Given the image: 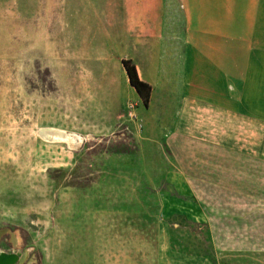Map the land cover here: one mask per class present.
Returning <instances> with one entry per match:
<instances>
[{"label": "rangeland", "instance_id": "374dc122", "mask_svg": "<svg viewBox=\"0 0 264 264\" xmlns=\"http://www.w3.org/2000/svg\"><path fill=\"white\" fill-rule=\"evenodd\" d=\"M183 13L180 0H0V251L264 264V127L245 119L241 83L215 136L180 117L183 55L166 48L184 44ZM125 58L151 82L148 106ZM204 229L214 259L179 249Z\"/></svg>", "mask_w": 264, "mask_h": 264}, {"label": "crops", "instance_id": "0c3cea01", "mask_svg": "<svg viewBox=\"0 0 264 264\" xmlns=\"http://www.w3.org/2000/svg\"><path fill=\"white\" fill-rule=\"evenodd\" d=\"M180 3L184 11V44L166 48L168 53L183 55L185 97L180 117L190 119L188 112L192 111L198 118L193 117V121L202 122L194 126L189 123L188 128L196 136L206 137L212 124L215 136L216 110L229 113L234 109L239 101L233 91L241 83L244 100L240 104L244 106L245 119L264 127V0ZM244 150L253 149L249 146ZM258 153L263 154L264 148L259 146Z\"/></svg>", "mask_w": 264, "mask_h": 264}, {"label": "trees", "instance_id": "16d2710c", "mask_svg": "<svg viewBox=\"0 0 264 264\" xmlns=\"http://www.w3.org/2000/svg\"><path fill=\"white\" fill-rule=\"evenodd\" d=\"M123 64L129 76L131 82L130 84L135 87L137 92L140 94V96L144 100V105L148 106L152 97V85L150 84V82L141 78L136 66L137 64L133 61L132 58L123 59ZM193 241L194 242L188 241V243H186V248L179 249L186 251L189 248V252H192L197 255H204L210 259H214L216 252L212 245V239L210 238L207 230H201L199 232V238L194 237Z\"/></svg>", "mask_w": 264, "mask_h": 264}, {"label": "water", "instance_id": "95a60500", "mask_svg": "<svg viewBox=\"0 0 264 264\" xmlns=\"http://www.w3.org/2000/svg\"><path fill=\"white\" fill-rule=\"evenodd\" d=\"M7 231V227L0 229V232H4L3 235H5ZM28 256V251H24L23 253L12 251H0V264H25Z\"/></svg>", "mask_w": 264, "mask_h": 264}, {"label": "bare ground", "instance_id": "6f19581e", "mask_svg": "<svg viewBox=\"0 0 264 264\" xmlns=\"http://www.w3.org/2000/svg\"><path fill=\"white\" fill-rule=\"evenodd\" d=\"M46 132H50L49 134L51 135V136H53L54 138L56 137V138H61V137H64V132H58V131H46ZM3 233L4 232H0V238L3 236ZM23 253V252H22Z\"/></svg>", "mask_w": 264, "mask_h": 264}]
</instances>
